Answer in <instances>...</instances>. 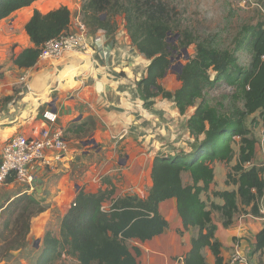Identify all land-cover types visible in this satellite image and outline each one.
Instances as JSON below:
<instances>
[{"label":"trees","instance_id":"trees-1","mask_svg":"<svg viewBox=\"0 0 264 264\" xmlns=\"http://www.w3.org/2000/svg\"><path fill=\"white\" fill-rule=\"evenodd\" d=\"M37 1L0 0V21ZM79 14L86 29L103 30L108 35L117 30L116 18L122 19L131 46L149 61L145 76L136 83L144 107L150 108L153 100L161 97L172 100L180 116L193 109L186 121L191 142L185 151L153 158L151 186L144 198L135 195L113 198V186L93 194L79 190L60 219L57 233L43 234L35 264H56L62 257L73 264H139L136 259L140 250L131 251L127 242L144 243L163 234L168 223L159 206L171 199L175 200L182 232L197 231L182 263L207 264L203 251L208 249L214 264H226L221 256L222 245L215 237L212 214H218L221 226L227 229L238 213L259 217V202L264 195L263 168L246 167L254 159L259 143L250 127L261 124L264 146V24L241 27L232 49H222L209 40L181 32L179 47L193 45L194 55L177 73L178 88L169 92L159 81L170 70L173 52L178 47L168 42L169 34L179 31L180 24L171 5L162 0H81ZM70 21L71 13L66 6L46 14L34 10L25 25L33 47L14 57L13 66L19 69L35 66L41 47L66 33ZM240 51L250 56L246 67L238 62ZM219 85L231 90L223 96L226 103H212L207 98L208 91ZM256 114L257 120L252 118L248 127L247 119ZM236 139L237 153L233 148ZM235 157L225 179V185L234 189L210 194L221 200V205L203 201L202 195L209 199V186L214 180L211 165L229 164ZM183 173L189 174V185H183ZM12 183L13 179L6 182ZM40 204L34 198L22 196L4 208L0 216L1 260L24 248L31 219L39 213ZM105 205L108 207L102 210ZM263 250L264 229L256 235L252 248L253 253Z\"/></svg>","mask_w":264,"mask_h":264},{"label":"crops","instance_id":"crops-1","mask_svg":"<svg viewBox=\"0 0 264 264\" xmlns=\"http://www.w3.org/2000/svg\"><path fill=\"white\" fill-rule=\"evenodd\" d=\"M53 4L50 0H38L0 21V152L11 137L29 136L33 129L41 126L62 130L66 152L60 160L50 166H32L30 171L35 179L38 175L44 176H40L43 189L38 199L47 195L49 202L53 200L59 205L64 202L61 206L63 216L79 190L93 194L113 186V198L134 195L133 192H142L145 188L147 193L151 186L153 158L188 148L191 140L186 121L192 111L180 116L173 101L161 97H156L150 108L144 107L136 83L145 76L149 61L131 46L124 28H117L111 35L103 30L93 32L87 29L85 43L88 49L85 53L66 52L55 60H38L28 69L13 66L14 57L33 47L25 33V25L33 11L46 14L58 8ZM65 6L72 20L79 14L81 0ZM68 30L77 32L74 26ZM173 82L174 79L166 75L159 84L173 92L178 88V85L172 88ZM45 112L55 114L54 123L48 125L43 121ZM88 140H93L94 145L83 144ZM235 160L236 157L229 164L214 162L211 165L214 180L209 186L210 202L221 205V200L210 194L234 189L225 185V179L226 170L235 164ZM251 166L264 170L262 143L255 146V157L247 167ZM44 169L54 173L48 174ZM76 178L78 184L73 182ZM181 180L184 186L191 183L188 173H183ZM8 185L12 186L14 182ZM12 192L10 198L0 200V216L14 197L28 193L17 188ZM145 195L137 196L144 198ZM159 211L168 227L170 222L173 228L181 226L174 199L163 202ZM259 212V217L236 214L227 229L212 214L215 237L222 245L221 256L225 263L238 252L249 264H264V250L261 253L252 251L256 235L264 229V195L259 202ZM38 231L39 224L31 221L26 242L36 232L40 236L42 232ZM191 239L186 242V235H183L186 253ZM205 250L206 263L214 264L210 252ZM21 255L24 257L23 253Z\"/></svg>","mask_w":264,"mask_h":264},{"label":"rangeland","instance_id":"rangeland-1","mask_svg":"<svg viewBox=\"0 0 264 264\" xmlns=\"http://www.w3.org/2000/svg\"><path fill=\"white\" fill-rule=\"evenodd\" d=\"M53 1V5L58 8L60 6L68 5L71 1L75 0H50ZM171 7L175 9L176 19L180 22L179 31H173L169 34L168 42L173 46H178L173 52L172 56V65L168 73V77L174 79L171 85L172 88H176V85L179 86V82H176L177 73H178V62L184 65L187 61L185 56H188V59L194 55V46L187 48H180L179 42L181 40V32L187 31L191 35L199 40H209L214 45L222 49H232L234 43V37L237 35L241 27L244 26H254L257 23L264 24V0H162ZM49 2V0H47ZM117 28H124V23L121 18H116ZM186 49V53L183 50ZM186 54V55H185ZM238 62L242 66H247L250 61V56L245 51H240L237 53ZM174 88V89H175ZM231 93V90L226 88L223 85L215 86L207 93V98L212 103L215 101H222L226 103L223 99L224 95ZM193 111L189 109L188 113ZM186 115V114H185ZM257 120V114L251 116L247 119V126L250 127L251 119ZM253 136L262 143V127L261 124L257 126L250 127ZM261 139V140H260ZM235 150L238 149L237 139L233 145ZM247 167V165H246ZM231 168V167H230ZM230 168L227 169V173L230 171ZM76 170V169H75ZM48 174L54 173L50 169H44ZM41 175L37 176V179H40ZM44 177V176H42ZM36 178V177H35ZM42 180V179H41ZM77 178L73 181L77 183ZM27 190L28 193H21L20 195L14 197L11 201H18L20 197L27 196L38 200L41 204L37 208L39 213L32 217L31 221L35 220V223L39 224L40 231L42 232L40 236L34 233L29 237V240L25 243L24 250L25 252H19L9 256L6 260L0 259V264H35L36 258L38 256L39 249L41 247V237L46 231H50L54 234L57 233L59 219L62 216V204H55L52 201L46 200L47 195L43 196L44 198L38 199V194L35 189L32 187V190L25 184L14 182L12 186H3L0 189V200L4 201L12 195L14 189ZM230 188H233L230 186ZM43 189V188H42ZM145 188L142 192H133L135 196L143 197L146 194ZM46 193L48 191L46 190ZM213 193V192H212ZM41 195V193L39 194ZM37 197V198H35ZM10 198V197H9ZM213 198V197H212ZM201 199L210 202V197L207 199V196L202 195ZM215 199V198H214ZM69 203V202H68ZM14 204V203H13ZM214 217L219 220L218 214L213 213ZM45 223V224H42ZM43 225V226H42ZM197 231L190 229L186 232H182V228L179 225L178 227L171 225L168 227V230L149 242L140 243L138 241H128L127 246L129 249L138 248L140 250V256L136 259L139 264H183L182 259L186 254V250L182 244L183 235H186V242L191 238L195 237ZM38 248H34V242L38 241ZM181 250V251H180ZM24 254L22 257L21 254ZM207 252L203 251V255ZM21 255V256H20ZM3 261V262H1ZM56 264H73V261L69 258L62 257V259Z\"/></svg>","mask_w":264,"mask_h":264},{"label":"built area","instance_id":"built-area-1","mask_svg":"<svg viewBox=\"0 0 264 264\" xmlns=\"http://www.w3.org/2000/svg\"><path fill=\"white\" fill-rule=\"evenodd\" d=\"M76 27V33L69 30L59 37L46 42L40 49L38 60L47 61L60 58L64 53H85L86 27L81 22L80 14L70 21L69 27ZM69 29V28H68ZM45 123L55 121V114L45 112L42 115ZM66 152V142L61 129L41 126L33 129L29 136L16 135L11 137L0 152V189L7 185L9 179L25 184L32 190L35 181L30 168L50 166L60 160ZM249 165V164H248ZM106 206L102 210H106ZM226 264H249L238 252L232 254Z\"/></svg>","mask_w":264,"mask_h":264},{"label":"water","instance_id":"water-1","mask_svg":"<svg viewBox=\"0 0 264 264\" xmlns=\"http://www.w3.org/2000/svg\"><path fill=\"white\" fill-rule=\"evenodd\" d=\"M183 52L186 53V49H184ZM185 57H186L185 59L188 60V56H185ZM178 66H179L178 74H180L181 73V68H182L183 65L178 62ZM83 144L84 145H91V144L94 145V141L93 140H88V141L84 142ZM31 186L35 189L37 194H40L41 193V189H42V180L41 179H35V181L32 183ZM38 243H39L38 241L35 242V246H34L35 248L39 247Z\"/></svg>","mask_w":264,"mask_h":264}]
</instances>
